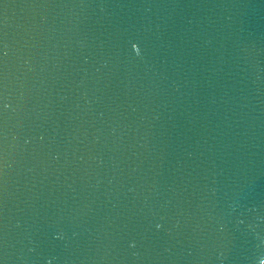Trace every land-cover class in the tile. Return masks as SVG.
<instances>
[{
	"label": "water",
	"instance_id": "water-1",
	"mask_svg": "<svg viewBox=\"0 0 264 264\" xmlns=\"http://www.w3.org/2000/svg\"><path fill=\"white\" fill-rule=\"evenodd\" d=\"M0 264H264V0H0Z\"/></svg>",
	"mask_w": 264,
	"mask_h": 264
}]
</instances>
